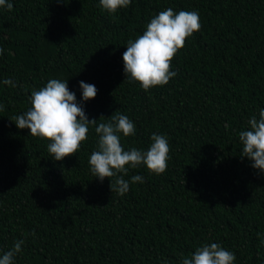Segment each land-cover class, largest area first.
Wrapping results in <instances>:
<instances>
[{
  "label": "trees",
  "instance_id": "obj_1",
  "mask_svg": "<svg viewBox=\"0 0 264 264\" xmlns=\"http://www.w3.org/2000/svg\"><path fill=\"white\" fill-rule=\"evenodd\" d=\"M0 7V255L23 240L14 264H182L197 247L219 243L234 264H264V173L240 155L238 133L264 109V0H131L109 14L99 0H7ZM172 8L197 11L201 28L172 60L177 74L143 90L123 72L129 39ZM67 80L81 102L79 81L95 98L89 119L121 113L135 135L124 150H147L166 135L168 167L118 195L115 178L90 171L97 147L54 160L49 141L11 121L31 108L33 90ZM11 79L16 87L5 85ZM227 126V127H226ZM34 233V235H33Z\"/></svg>",
  "mask_w": 264,
  "mask_h": 264
},
{
  "label": "clouds",
  "instance_id": "obj_2",
  "mask_svg": "<svg viewBox=\"0 0 264 264\" xmlns=\"http://www.w3.org/2000/svg\"><path fill=\"white\" fill-rule=\"evenodd\" d=\"M130 3L131 0H99V6L109 14L128 7ZM0 7L12 10L13 4L0 0ZM200 28L197 11L174 12L172 8L160 11L149 20L142 35L127 42L126 51L122 54L125 77L138 82L145 91L166 85L177 74L171 70L172 60L184 47L186 39ZM2 53L3 49L0 48ZM3 83L16 87L11 79H5ZM78 83L81 89L80 103L75 93L68 89L67 80L51 78L45 86L32 91L29 97L31 108L10 120L17 128H27L30 135L49 141L47 150L57 161L75 155L81 143L88 139L90 126H94L98 139L96 150L89 157L90 171L101 182L104 178H115L110 190L120 196L129 191L130 184L144 182L140 175H132L130 180L124 179L130 168L143 165L152 174H163L168 167L170 152L166 135L153 133L150 137L152 143L147 150L135 147L124 150L120 134L124 137L135 135L133 121L121 113L112 115L106 123L97 124V119H89L82 102L95 98L97 89L84 81ZM0 111H4L3 104H0ZM238 137L242 144L240 155L252 162L251 167L264 173V109L248 120V130L240 131ZM23 244V240L16 241L10 250L0 255V264H14V258L22 252ZM235 259L234 253L221 244L209 243L197 247L191 258H183L182 264H234Z\"/></svg>",
  "mask_w": 264,
  "mask_h": 264
}]
</instances>
